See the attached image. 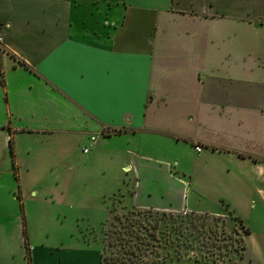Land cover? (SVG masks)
<instances>
[{
	"label": "crops",
	"instance_id": "crops-1",
	"mask_svg": "<svg viewBox=\"0 0 264 264\" xmlns=\"http://www.w3.org/2000/svg\"><path fill=\"white\" fill-rule=\"evenodd\" d=\"M117 192L227 205L264 264V0H0V264H99L51 226Z\"/></svg>",
	"mask_w": 264,
	"mask_h": 264
},
{
	"label": "rangeland",
	"instance_id": "rangeland-1",
	"mask_svg": "<svg viewBox=\"0 0 264 264\" xmlns=\"http://www.w3.org/2000/svg\"><path fill=\"white\" fill-rule=\"evenodd\" d=\"M144 183L146 188L152 183L157 192L162 187L154 180ZM94 185L98 187L93 181L78 184L74 191L84 194L93 191ZM151 198L160 200L157 193ZM129 200H122L118 192L109 197L106 219L100 203L86 196L64 227L51 226L50 241L65 246L78 239L92 242L99 264L105 256L114 264H240L246 226L227 205L221 212L196 214L129 208ZM195 202L213 212L209 202ZM75 218H80V231L72 225ZM87 220L91 225L86 227ZM246 224L250 226L249 221Z\"/></svg>",
	"mask_w": 264,
	"mask_h": 264
},
{
	"label": "trees",
	"instance_id": "trees-1",
	"mask_svg": "<svg viewBox=\"0 0 264 264\" xmlns=\"http://www.w3.org/2000/svg\"><path fill=\"white\" fill-rule=\"evenodd\" d=\"M10 144H12V141L11 140H10ZM248 232H249V230L246 228V230L244 232V235H246ZM244 249H245V243H243V252H244ZM242 255L243 254H241V258H242ZM102 264H114V263L111 262V257H106L105 256L104 259H103V263Z\"/></svg>",
	"mask_w": 264,
	"mask_h": 264
},
{
	"label": "built area",
	"instance_id": "built-area-1",
	"mask_svg": "<svg viewBox=\"0 0 264 264\" xmlns=\"http://www.w3.org/2000/svg\"><path fill=\"white\" fill-rule=\"evenodd\" d=\"M90 141H91L92 143H94V142H95V138H94V137H91V138H90ZM194 149H195L196 152H199V151L201 150V146H200V145H196V146L194 147ZM87 151H88V148L83 149V152H84V153H86Z\"/></svg>",
	"mask_w": 264,
	"mask_h": 264
}]
</instances>
